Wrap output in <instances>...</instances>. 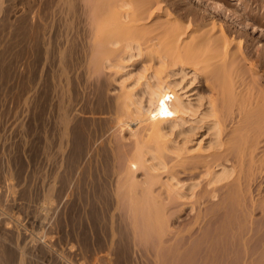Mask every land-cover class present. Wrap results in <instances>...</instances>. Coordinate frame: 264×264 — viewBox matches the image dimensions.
Returning a JSON list of instances; mask_svg holds the SVG:
<instances>
[{
  "label": "rangeland",
  "instance_id": "1",
  "mask_svg": "<svg viewBox=\"0 0 264 264\" xmlns=\"http://www.w3.org/2000/svg\"><path fill=\"white\" fill-rule=\"evenodd\" d=\"M203 1L213 6L217 5L218 9L221 11L227 8L226 10L227 13H230L231 21H234L233 23L237 26L233 29V36L243 35V37H246L247 35V39L244 38V40H246L244 41V45L241 44V48H239L240 51L245 50L242 52L244 53V60H246L244 61V63L247 64L246 68L249 69L250 66L255 67L259 62L256 68L251 69L254 71L256 69L257 73H262L264 70V68H261L262 65L264 67V60L262 59L264 57L262 55L264 54L261 55V52H264V25H262V22H264V0H245V5L248 10L246 8L244 9V0H226V5H229L228 7L224 4L225 0ZM75 2L77 7H74V9L78 12L82 9L81 11L84 12L85 8L82 5H78L83 3L82 0H80V3H78V0H0V264H154V262L158 261V258L156 259L154 257L156 255V257H158L157 253L160 252H155L157 251L155 249L161 250V246H163V249L159 254L162 256H160L161 258H159L158 263L163 262V264H167V262H169V264H177L175 260L184 256L185 252L187 254L188 250L190 252L184 256L185 261L182 262V258L181 263L180 260H178V263L242 264L246 261L244 264H251L252 262V264H254V262L255 264H263L264 249H261L264 248V231L262 233V229H260L255 230L256 232H252L251 225L256 226L258 223H252L251 221H255L253 219H256L258 222L264 219V211H261V208L264 209V207L257 205L260 202L262 203H260L261 205L264 204V198L259 201L261 195L264 197V178H262L264 176V169L263 171L261 170L263 174L259 175L258 173V178L257 176L253 178L257 173L254 174L252 178L253 180L257 179L255 182L250 180L246 183L248 185L243 187L246 190L242 189L248 192L249 187L252 186L254 189L256 186L254 190H257V186L261 185V188L257 190L259 191V196H257V193H255V196L254 190L250 188L249 193L253 192V195L250 194L252 199L251 202L249 201L251 199L247 202L249 194L244 196L243 194H246L244 191H242L240 195H237L238 199L240 198L239 200L232 197L233 200L231 198L225 199L224 197L228 196L233 184H229L230 187L227 184L221 186L219 188L220 197L215 200L214 203L211 202L206 195H201L193 198L192 201L185 202L188 204H183V200L180 201L175 199L173 201V198L171 202H168L170 205L167 207L168 203L166 198H163L166 196H160V199L163 198L161 199L162 202L158 201L159 199L156 198L157 202L162 203L165 208H170L168 212L165 208H163V211L161 210V212L166 210L165 213H167V216L164 213H160L161 215H165V220H161L159 223H161V225L164 221L167 223L163 224L161 227L159 223H157L160 217L156 218L157 221L154 219L156 215L152 212L150 213L154 216L151 217L150 213H148L147 216L151 218L150 220L153 219L152 221L154 222H149L159 225L161 229H164V225V227L167 225V228L173 229H168L169 232L166 231L167 228L163 230L165 235H162L165 237L159 235L163 238L162 242L159 241V243L161 242V246H159L157 239V235L159 234L157 231H160V229L158 226L154 227V224H152L154 228L152 232L151 229L148 230L150 225H148V229L145 228L146 231H150L151 237L147 236V240H141L140 243L139 240H136L138 235H140V237L143 236L144 238H142L145 239L146 236L143 235V233L146 235L147 233L144 231L145 229H143L142 232L140 229L147 227V224H142L143 227H140L143 221L138 220L137 222L134 220V218L137 217L136 213V216L132 218L131 212H128L130 210L129 200L117 197L120 199L119 202L117 201L118 199L115 197L116 195L114 193L116 192H114V190L119 184L116 185L117 179L114 180L115 178H113L114 176H120L117 178H121V172L119 170L122 169L124 161L122 162L123 159H121L120 162L119 159L124 157V150L129 147L130 140H127V142L124 141L125 144L122 140L118 141L120 132L118 129L119 127H116V118L113 113L116 108L114 103L116 95H113L115 94V92H113L115 91V87L112 86L113 82L111 78L105 77L104 75L106 72L101 71L95 72L97 75L93 74L94 77H92L89 72L90 79H88L89 76L87 71L93 70L92 66H89L91 64L88 65L89 62L86 63L90 58L86 56L90 54L86 53L89 51V49L86 48L89 47L88 35L86 36V34L89 33V29H87L89 25L86 23L84 24V20H86L87 17L83 16L85 18L83 19L82 15H85V12L83 14L80 12L76 14V17H78L76 22H80V24L84 25L81 26L76 23L78 26L80 25V27H75V20L73 21V3ZM253 2H255L254 5H252ZM246 3L249 5V8ZM233 9H235V11H233ZM243 9L244 11H242ZM236 10H239V12ZM237 12L238 17L234 15ZM259 12L261 13L258 14ZM239 13L242 14L243 18ZM248 14L251 15L249 16ZM261 14H263V17ZM221 15H224V12H221ZM252 15H256L257 17ZM260 17L262 19H260ZM256 18L262 20V22L260 20L257 22ZM79 19H83V21L81 22ZM252 19L253 21L255 20L254 28L253 26L251 27V25L254 24ZM236 20L241 24L239 22V24L236 23ZM259 22L261 24H258ZM73 28L75 30L76 28L77 30L79 29V32L81 29L82 31L80 33L77 31V33L79 35L83 33L85 36L81 35L80 39L75 30L73 31ZM238 29H241L239 31L245 29V32L237 33ZM87 31L88 33H86ZM84 37L85 40H83ZM79 39V43H82V41L84 42L82 43L83 46L87 44V46H84L87 51L82 47L83 50L81 46L80 48L82 51L78 48ZM73 40H75V42H73ZM250 43L253 44L251 45ZM74 45L77 47H74ZM234 45L236 46V44L232 46L235 47ZM83 51L86 53L85 57L88 60L83 58ZM257 58L260 61L263 60L261 62L262 65ZM250 60H253L255 65L252 63V65H250V63H248L251 62ZM258 68L260 69L258 70ZM241 71L245 72L243 69H241L240 72ZM233 73V77H236V74H238H235V72ZM252 73L255 74V72ZM257 73L255 76L257 80L259 78L257 77L258 75L262 78L264 77V72L262 74ZM208 75L209 72L199 77L201 84H198L197 91L200 92L203 91L201 89H204V91H208L207 94H209L210 88L215 84H213L214 81L212 85L209 83L212 82L213 77H210V73L208 81ZM239 75L241 77V74ZM242 75L245 77L246 73H242ZM98 78L101 80L100 82ZM262 78L258 80V83L261 84H258L259 89L262 88V85L264 88V79ZM241 79V84H239V81L237 87L235 85L238 79L237 82L235 80L236 83H233L235 84L234 86L239 89L238 91L241 92L240 94L244 91L245 79L247 81L248 76L244 79V84L242 83L243 79ZM250 79L251 78H249V80ZM204 81H206L207 84H205L206 82ZM251 81H253V78L250 82ZM91 83L98 86L92 85ZM202 85H205V88L207 86L211 87L205 89ZM242 85L243 89L240 90ZM235 87L234 89H236ZM250 88L251 87L247 88V90L245 89L248 95L242 94L240 97L246 95L245 97L247 98V96L251 94L250 91H252H248ZM255 88H257V85ZM257 89L254 90V98L257 97L258 93L256 92H260L258 94L260 96L261 93L262 96L264 95V90L261 91L260 89L258 91ZM109 90L111 93H109ZM238 91L237 93H239ZM263 97L259 100V106L263 105L262 107H264V104L261 103V101H264L262 100L264 99ZM249 98L254 99L251 98V96ZM258 99H256V101ZM250 101L248 103H250ZM252 101L255 102L254 100ZM254 105H256V102ZM113 120L115 121L112 122ZM114 127L115 129L117 128V130H115ZM224 133L227 134V132ZM225 134L223 138L227 137L226 139H228V136H225ZM228 134L229 137H231L230 134L232 133L228 132ZM263 137H260L262 139L259 138V141H263ZM119 143L120 145L118 146L121 147H117L116 144ZM127 143L128 145H126ZM262 144L264 145V142ZM262 144L260 147H263ZM122 145L124 147H122ZM115 149H117L118 153L121 151V155H117L118 153ZM260 149L263 150L262 148ZM115 152L117 154H115ZM109 153L113 156L114 154L115 156L117 155L116 158L119 156L117 159L118 161L116 162L115 157L111 156ZM110 162L113 163L111 164ZM118 162L122 166H120ZM116 163V166L121 167H119L120 169L118 168V171L116 167H114ZM112 165L114 166L111 167ZM114 169L117 172H115ZM191 170V172H188V170L184 173L182 169L180 170L179 176L182 175L181 178L187 177L184 176L188 175L186 174L187 172L192 174V176H195L196 179L198 178L197 180L201 182V187H199L198 191H204L205 180L202 177L203 169ZM256 170L255 172H257ZM258 170L260 171V168ZM112 171H114L113 174ZM199 176L201 178H199ZM260 177L263 181H259ZM112 181L115 184H113ZM254 183L257 185L255 184L254 186ZM157 190V192H159V189ZM261 192H263V194H261ZM222 193L225 194L221 195ZM253 196L259 197V200H257V198L254 200L255 198ZM243 197H245L244 200L248 204H253L254 200L255 205H253L255 207L251 208L248 204H245ZM123 200L129 201L128 203L126 201V205H128L127 209L124 205L125 202H122ZM226 200H228L227 203ZM219 201H222L220 202L221 204H219ZM256 201H258V203H256ZM190 204H192L194 208H191ZM217 205H219V207ZM244 205L245 207L248 205L247 207L251 209L252 213L250 210H247ZM238 206L240 208H238ZM242 207L248 211L247 217L244 215L246 211H244L245 209L243 208V213ZM256 207H260V209ZM199 208L201 213L199 212ZM218 209L219 212H217ZM208 212H210L213 217H211ZM212 212H214L213 215ZM146 214H144L145 217L143 215L142 218H145L143 220L147 219ZM197 214L202 215V217ZM206 214L209 215V217L206 216ZM132 215H134L133 212ZM232 215L233 217H230ZM139 216L140 214L138 217ZM249 216L252 218L251 220ZM161 217L163 218V215ZM199 217L201 219H199ZM228 218L230 219L232 227L229 224ZM241 218L244 221L249 219V221L243 223L244 221L241 220ZM204 219L205 222L203 223L202 221ZM132 220L136 221H133V223H138L139 225L138 228H140V231L138 230V235L137 231L135 233L137 229H133L132 231H134V233H131L132 228H137L135 227L137 225L134 227L132 226L134 225L131 223ZM148 220L149 219H147V221ZM195 221L197 223H195ZM248 223L250 226H248ZM259 223L260 226L257 228H264L263 223ZM244 226L251 229L248 230V232L251 231L249 234L244 231ZM230 227L233 231H231L232 229H230ZM254 228L256 227H253V229ZM150 233H148V235H150ZM243 233L246 234L243 235ZM131 234H136V236L134 235L136 243L130 240V237H132ZM215 235H218V237H215ZM254 235L255 237L253 239ZM180 236L189 239L188 242H190V245L191 241H194L192 243L194 246L191 245V247L193 246L192 249L190 245L187 244V240H183L186 242L185 244ZM179 237L180 239H178ZM242 237L246 240H243ZM166 238H170L171 242L176 240L170 244H174L179 240V242L176 243L178 244L177 247L183 243V247L185 248L188 245V250L185 251L186 249H183L181 245L178 248L171 245L169 248V245L166 244L167 242L165 243L167 240H164ZM210 238L213 240H211V244H208L210 243ZM258 238H262V242L256 241ZM170 239H168V242ZM243 242L246 249L242 247ZM195 244L198 247L195 246ZM155 246H157V248ZM249 246H251L250 249ZM195 247L197 249H195ZM151 248H153L154 251L153 249L150 250ZM140 249L144 252L141 253ZM171 250L175 251L176 256L172 253L174 251L171 252ZM152 251L156 253V255L154 254L155 256L152 255L153 253L151 254ZM181 251H183V253H181ZM177 252H180L181 257H177L180 255ZM218 252H220V254ZM207 253L209 255H207ZM211 254H215L213 255L214 257H211ZM250 254H252V256ZM244 255L247 256L246 259ZM254 256H256V258H254ZM203 260H206L207 263ZM248 260L250 261L247 262Z\"/></svg>",
  "mask_w": 264,
  "mask_h": 264
},
{
  "label": "bare ground",
  "instance_id": "2",
  "mask_svg": "<svg viewBox=\"0 0 264 264\" xmlns=\"http://www.w3.org/2000/svg\"><path fill=\"white\" fill-rule=\"evenodd\" d=\"M74 1H77V0H74ZM82 1L84 5L83 3L82 4L80 3V0H78V3H80L78 5H82L85 8L84 9L85 15H82L84 12L81 11L82 10L81 8H80L81 9L80 12L82 13L81 14L82 17L83 16L87 17L86 20H84L85 21L84 24L86 23L89 25L87 26V29H89V33L88 31L86 32L88 33L86 34V36L88 35V40H89L88 42L89 47H86V48H88L89 51L86 53H90L89 54L90 56L86 55L84 51L82 55L84 59L86 58L85 55L90 57L89 60L86 58V60H88L86 61V63L89 62L88 65L91 64L89 66H92L93 70H91L88 65L87 67L93 72L87 71L86 70L87 68L85 70L87 71L88 76H89V72L91 73L90 75L94 77L93 74L103 71V72H106L104 75L105 77L111 78V81L115 85L114 86L112 84V86L115 87L114 89L115 91L112 90L113 92H115V94H113V92L112 94L116 95V97L115 98L113 97V98L115 99L114 103H115L117 110L115 108L114 112L113 111L112 112L115 114L114 116L116 118V122H115L117 125L116 127H119L118 129L120 132L119 134L120 138L118 139V141L122 140L124 143V141L127 142V140H130L129 141L130 145H128V143L126 144L129 146L127 147L128 149L125 148L124 153L122 151V153L125 154L123 155L125 158L123 157L119 159L120 162H121V159H123L122 162L124 161L123 162L124 164L122 163L123 164V167L121 169L122 171L119 170L121 168L120 166H122L120 165L119 162L118 164L120 165L119 166L120 168L116 166L117 163L115 164V166L114 165L111 166V167L113 166L116 167V170L117 171L119 170L121 172V173L119 172L121 175L120 179L117 178L120 176L116 177L114 176L115 174L113 175L114 176L113 178H115L114 180L117 179L116 185L119 184V186H116L117 188L115 187V190H114V192H116L114 193L116 196L114 194H111V195L115 196L116 198L118 197V198L129 200L130 210L128 212H131L132 218H134L137 215V217L134 218V220H136L137 222L138 220H141L143 222L145 221L144 223L142 222L141 225L147 224V227L140 229L138 228L139 226L138 223H133L134 220H132L131 223L134 224L132 226L134 227L135 225H137L135 226L137 228H132L131 231L133 229L134 230L137 229L135 230V233L137 231V235H138L139 229L142 232L143 229L145 228L148 229L149 228L148 225H150V228L148 230L151 229V232H152L154 230V228L152 227L153 226L152 224L154 223L151 224L150 222H154V221H152L153 219L150 220L151 218H148L147 216L148 213L150 212L156 215L154 216L150 213L151 217L154 216V219H156L157 217L158 218L160 217L159 221L156 219L158 221L157 223H159L161 220L162 221L165 220L164 217L167 214L165 213V211L167 210L168 212V209L170 208H165V206H163V204L160 203L162 202L161 199L163 198H166L167 203L171 202V199L174 198L173 201L175 199L180 200V201L183 200L184 201L183 204H184L186 201L187 202L190 200L192 201V199L195 197L206 195L211 200V202L214 203V201L220 197L219 188L225 184H227L228 186L229 184L231 185L233 184L229 193L227 190L228 196L224 198L228 199L232 197V198H236L237 200H239L240 198L238 199L237 195H240L242 191L246 190L243 188L244 186L248 185L246 183H248L250 180L255 182V180L257 179L253 180V178H256V176L258 178V173L259 175L264 173V172L261 173L264 169V145L262 144L264 140L259 141V138L263 137L264 135V107H262L263 105L261 104H260L261 106H259V103H260L259 100L264 95L262 96V93H261V96H260L258 95L260 92H256L258 94H257V97L254 98L255 96L254 90L257 89L259 85H261L260 83H258V80L259 78H262V77L258 75L257 77L259 78L257 80L255 77L257 73L256 69L255 71L252 69L256 68L259 62L257 65H255L254 61L252 60L253 61L252 62L250 60L251 62H248V63H250V65L252 64L255 65V67H251V66L249 67L248 65L249 69L246 68L247 64L244 63V61L246 60H244V57H243L244 56L243 52L245 50L244 51L242 50L243 51L242 52L240 51L239 48H241L240 46L241 44L244 45V41H246L244 40V38L247 39V35L246 37H243V35L233 36V32H234L233 29L236 28L237 26L233 23L234 21H231L232 19L230 17V13H227V10H226L227 8L224 9L225 11L224 10L221 11L220 9H218L217 5L213 6L211 4H207V2L203 0H82ZM253 1H256V0H253ZM224 2H225L224 4L226 5L227 4L226 0ZM245 2L246 1L244 0L243 2L244 5H245ZM257 2H260V1H257ZM75 4L76 2L73 3V21L75 20L74 24L77 23L76 19H78V17H76V14L80 13L74 9V7H77V5ZM254 4L255 2H253L252 5ZM239 6H242V5H239ZM247 6L249 8L248 4ZM78 7H81V6H78ZM245 8H246V5L244 6V9ZM244 9L242 11H244ZM233 11H235V9H233ZM236 11L239 12V10H236ZM221 12H224V15H221ZM238 12L234 14L236 17H238ZM253 12L257 14L255 11ZM260 13L261 12H259L258 14ZM261 15L263 17V14ZM252 16L257 17L256 15H252ZM84 17L83 19H85ZM241 17H242V14H241ZM258 18H256L257 22L260 19H262L260 17V19L258 20ZM83 19L82 20L79 19V20L82 22ZM260 21L262 22V20ZM238 22L239 21H237L236 23ZM77 24H80V22ZM77 24L75 27L78 26ZM84 24H80V25L82 26ZM258 24H261V23L259 22ZM80 25L78 27H80ZM262 25H264V22H262ZM252 26L253 28L255 27V22L254 24L251 25V27ZM74 30L75 29L73 28V31ZM78 30L77 28L75 30L77 35H79L78 33L82 31L81 29H80V32ZM239 30L241 29H238L237 33L238 32L242 33L245 29L244 30L242 29L243 31H239ZM81 35L85 36V34L83 33H81ZM81 35H79L80 39H81ZM80 39L78 40V44H79L78 48H80L81 46V48L83 47L85 49L84 46L85 45L87 46V44L83 46L82 43L84 42L81 40L82 43H79ZM83 40H85V37ZM73 42H75V40H73ZM247 42H250V41H247ZM76 43H77V40H76ZM233 44H236V46L234 45L236 48L232 46ZM250 44L252 45L253 43H250ZM74 47H77V46L74 45ZM242 47H245V46H242ZM85 51H87V49H85ZM262 54H264V52L263 53L261 52V55ZM260 59H261V56H260ZM262 59L264 60V57ZM263 60L260 61L258 59L260 63ZM261 68L262 69L264 68L263 65ZM241 69H243V71L245 70V72L241 71L242 73H246L245 77H243L244 75H242V73L240 72ZM259 69L260 68H258V70ZM205 72L207 74L209 72V75L211 73L210 77H213V79H212V82H209V83L212 85L214 81L213 84H215L213 85V87L207 86L208 88L211 87L209 90V94H207L208 91L205 92L206 90L204 91V89H201L204 92L197 91L198 84L200 83L199 77L203 74H206ZM233 72H235V74L238 73L236 74L237 75L236 77L238 78H236L235 76H234L235 78L233 77V74H234ZM252 72H255V74ZM262 73H257V74H262ZM239 74H241V77ZM209 75L208 77L206 76L207 80L209 78ZM246 76H248L247 81L245 79ZM250 76H254V77H250ZM239 78L243 79V80L241 79L242 83L245 79V86H244V91H242L243 92L242 94H247L246 93L247 91H245V89L247 90V88L251 87L250 89H248V91L252 90L250 91L251 94L249 93L250 95L247 96V98L245 97L246 95L245 96L243 95L242 97H240L242 94H240L241 92H239L238 91L239 89L236 88L237 84L240 81ZM249 78H251L250 80H252V78H253V81L255 80L254 82L251 81L252 85H251ZM88 79H90V76ZM237 79H238V82H237ZM262 79H264V77ZM91 80H94V79H91ZM103 80H102V83H103ZM235 80L237 83L235 82ZM100 81L101 80H99V82ZM234 82L236 83V85L233 84ZM94 83L93 84L91 83V84L98 86ZM205 84H207V82ZM239 84H241V81ZM256 85H257V88H255ZM202 86L203 88H205L204 87L205 85H202ZM207 87L205 89H208ZM234 87L236 89H234ZM242 87L243 85L241 86L240 90L243 89ZM260 89L261 91L264 90L263 85H262V88ZM260 89L258 88L257 90L259 91ZM237 91L239 93H237ZM109 93H111V91ZM250 96L251 98H254V99H250L249 98ZM256 99H258L257 100L258 102L256 101ZM248 100L249 101L251 100L250 103H248L249 102ZM252 100L256 102V105H254L255 102H253ZM263 102L264 101H261L262 104H264ZM116 112H117V115H116ZM114 121L115 120H113L112 122ZM115 130H117V128ZM224 132H227V134H225ZM228 132L232 133L230 134L231 137H229ZM224 134L225 136H228V139H226L227 137L223 138ZM261 144L263 147H260ZM116 145L117 147H121V146H118L120 145V143ZM122 147L124 146L122 145ZM110 148H113V147H110ZM260 148H262L263 150H261ZM115 151L118 153L117 149H115ZM258 151L260 152L262 151V152L260 153ZM116 152L115 154H117ZM120 152L117 155H121ZM115 154L114 156L112 154L110 155L115 157V160L117 162L118 161L117 159L119 156L116 158L117 155L115 156ZM199 168L203 169L202 177L205 180L204 191H198L199 187H201L200 186L201 182L197 180L198 178L196 179L195 176H192V174L188 173L192 171L191 169L198 170ZM259 168H260V171L258 170ZM182 169L184 173L185 171L189 170L186 173L188 175H184L187 177L181 178L182 175L179 176L181 172L180 170ZM116 170L115 172H117ZM255 170L257 172H255ZM113 172L114 171H112V174ZM255 173L257 174L254 176ZM199 178L201 177L199 176ZM262 178H264V176ZM262 178L260 177V180L259 179L258 180L263 181ZM256 183H254V186ZM257 187H258L257 190H259V188H261V185H258ZM250 188L253 189L251 186L248 188L249 191H250ZM157 189H159L160 193L157 192L158 191ZM257 190H254V194L255 193L258 194L259 191ZM249 191L248 192L244 191V193L246 192V194H243L244 196L249 194L248 195L249 198L247 197V202L249 199H251L250 194L253 193V192L249 193ZM223 194L225 193H222L221 195ZM261 194H263V192H261ZM157 195L159 196V198ZM163 195L166 197H163ZM160 196L163 198L160 199ZM257 196H259V194ZM156 198L159 199L158 201L160 202H157ZM244 198L245 197H243V200ZM254 198L253 199L256 200L257 197H254ZM258 198L257 200L260 199L259 201H261V199H263L264 197H262L261 195L260 198L259 199ZM167 199L168 200L170 199V200L168 201ZM119 200L120 199H118L117 201L119 202ZM127 200L122 201V202H125V204L124 203L123 204L126 206V209L128 208V205L126 204L129 202ZM254 200H253V204L255 205ZM249 201L251 202L252 199ZM220 202L222 201H219V204H221ZM227 202L228 200H226V203ZM247 202L245 201L244 203L248 204ZM256 203H258V201H256ZM260 203L257 205H259L260 207L262 206L264 207V204L261 205L262 203L261 204ZM185 204H188V203H185ZM192 204H190V206L191 208H194ZM253 204L249 203L248 205L249 207L252 208V207H255ZM169 205L170 204L168 203L167 207H169ZM217 206L219 207V205ZM247 206L245 207L244 205V207L247 210H250V212L252 213L251 209L248 208ZM244 207H242V211L245 209ZM260 207L259 208L256 207V208L260 209ZM163 208H165L166 210L164 212H161V210L162 211L164 210ZM238 208L240 207L238 206ZM246 209L244 211H246ZM200 211L201 210L199 208V212ZM261 211L263 212L264 209L261 208ZM132 212L134 213V215H132ZM210 212L208 213L210 214ZM217 212H219V209ZM160 213L165 214V215L162 214L163 218L161 217L162 215ZM245 213L246 214L244 215L247 217L248 211H246ZM139 214L140 216L138 217ZM144 214H146L147 219H149L148 221L147 219L143 220L145 219V218H142ZM213 214L214 212H212V215ZM199 216L202 217V215H199ZM206 216L209 217V215L207 214ZM200 217L199 219H201ZM230 217H233V215ZM205 219L202 221L203 223L205 222ZM251 219L252 218L250 217V220ZM241 220L243 219L241 218ZM253 220L255 221H251V222L258 223V225L256 226L251 225V229L253 230L252 232H254L255 230L262 229L261 232L263 233L264 228L258 229L257 227L260 226L259 222H262L264 226V219L263 221L260 220L258 222L256 219H253ZM245 221H249V219ZM245 221L243 223H247ZM166 223L167 222L164 221L162 225ZM195 223L197 222L195 221ZM222 223H223V220H222ZM230 223L231 222L229 219V224ZM141 225L140 227H143V225L142 226ZM159 225L162 227L161 223H159ZM159 225L154 224V227L158 226L160 229V231L159 230L157 231L159 232V234L157 235L158 243L159 241L161 242L163 241L162 237L165 235L163 233L164 232L163 230L167 228V225L166 227H164L165 226L164 225L163 226L164 229H161ZM248 226H250L249 223H248ZM231 227L230 229H232ZM239 227H240V223H239ZM253 227H256V228L253 229ZM146 229L144 231L147 233V235L143 233V235L146 236L145 239H143L144 237L142 235L141 236L143 238L140 237V235H138V238L135 237L137 238L136 239L137 241L139 240V243L141 242V240H147L148 238L147 236L151 237L150 231L147 230L148 231L147 232ZM155 229H158V228H155ZM168 229H173V228H167L166 229L167 232H169ZM251 229H249L248 227H245L244 231L248 232V230H251ZM231 231H233V229ZM250 232H248V234ZM131 233H134V231H132ZM148 233H150V235H148ZM154 233L157 234L156 232ZM217 234H220V233H217ZM245 234L243 233V235ZM134 235L136 236V234ZM134 235L130 237L131 238L130 240L133 242L135 241L134 243H136V240L134 239ZM159 235H161L162 237ZM182 236H180L182 241L185 239L188 242L189 239L182 238ZM180 237L178 239H180ZM191 237H188V238H191ZM215 237H218V235H215ZM254 237L255 235L253 236V239ZM170 238H174V237H170ZM262 238L261 239L258 238V240L256 241L262 242L261 241ZM168 239L166 238L164 240H167L165 241V243L167 242L166 244L169 245V248L171 245H174V247L176 248L178 245L176 243H178L179 240L178 242L174 244H170V243L175 242L176 240L173 239L174 241L172 240L173 242H171V239H170V241L168 242ZM211 240L213 239L210 238L209 240L210 243L208 244L212 243ZM243 240H246V239L243 238ZM193 242L194 241H191V245L194 246V244H192ZM244 242H243L242 247L245 248ZM160 243H159V246H161ZM165 243H162V244H165ZM184 243L186 244V242ZM187 244L190 245V242H188ZM180 245L182 247L184 246L183 243H181ZM187 246L186 248L183 247V249L184 248L186 249L185 251L188 250ZM195 246L197 245L195 244ZM155 247L157 248V246ZM161 247L163 249V246ZM250 247L251 246H249V249ZM152 249L153 248H151L150 250ZM195 249L197 248L195 247ZM263 249L264 248H262L261 250ZM155 250H157L155 252H158V251L161 252V250H158V249H155ZM174 250H171V252ZM153 251L151 252V254L153 253ZM140 252L142 253L144 251H141L140 249ZM155 252L152 254L153 256L156 255ZM160 252L157 253L158 257H156L157 255L154 257L156 259L158 258V261H159V258H161L160 256H162L161 254H159ZM188 252L190 251L188 250L187 254ZM253 252L252 254L254 255ZM172 253L175 254V251ZM177 253L180 254V252H177ZM181 253H183V251H181ZM218 253L220 254V252ZM184 254L187 255L186 252ZM252 254L250 255L252 256ZM141 255H144V254H141ZM207 255L209 254L207 253ZM213 255L211 257H214ZM174 256H176V254ZM179 256L181 257V254L178 255L177 257ZM184 256H182L180 259H177L176 257L177 260L175 261L177 262V264L181 263V259L182 258L184 259ZM246 257L247 256L244 255L245 259ZM251 258L249 259L253 260ZM254 258H256V256H254ZM183 259H182V262L185 261V259L184 260ZM178 260H180V263H178ZM250 260H248L247 262H249ZM158 261L154 262V264L155 263L163 264V262L158 263ZM203 261L205 262L206 260H203ZM244 263H246V261ZM167 264H169V262H167ZM210 264H213V263H210Z\"/></svg>",
  "mask_w": 264,
  "mask_h": 264
}]
</instances>
